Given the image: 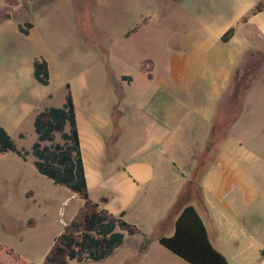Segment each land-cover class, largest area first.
Returning <instances> with one entry per match:
<instances>
[{
    "label": "crops",
    "instance_id": "obj_1",
    "mask_svg": "<svg viewBox=\"0 0 264 264\" xmlns=\"http://www.w3.org/2000/svg\"><path fill=\"white\" fill-rule=\"evenodd\" d=\"M177 1L187 24L177 44L164 51L162 63L149 58L146 64L141 61L139 69L146 78L142 88H134L130 75H119L125 90L109 117L88 105L82 112L73 99L87 185L91 180L109 187L99 200L101 207L114 215L123 212L124 218L133 200L152 202L156 198L145 199L155 190L152 186L162 188L166 181L178 184L175 190H167V203L154 218L156 228L173 208L182 186L192 182L191 170L198 167L192 163V155L202 154L207 139L216 133L219 106L231 87L236 67L251 52L264 56V10L249 14L264 0ZM149 22L129 35L124 33V37ZM231 27L232 34L223 39ZM19 33L30 41L38 40L33 23L27 34ZM37 55H42L41 51L34 50L24 66L16 64L0 80V124L10 135L27 119L33 126L36 112L52 106L47 103L52 95V75L43 55L49 83L42 85L33 77ZM262 69L261 75L264 66ZM260 77L248 87L243 111L220 142L211 146L212 159L199 181L201 200L188 203L201 217L212 246L229 264H264V85L259 84ZM59 82L64 87L68 83L65 77ZM250 102L260 108V123L249 118L242 122ZM106 125L115 133L116 151L122 156L116 171L107 174L99 171L110 169L104 165L113 160L109 154L113 153L110 147L114 141L106 139L102 131ZM130 134L132 144L127 140ZM181 208L164 234L173 232Z\"/></svg>",
    "mask_w": 264,
    "mask_h": 264
},
{
    "label": "rangeland",
    "instance_id": "obj_2",
    "mask_svg": "<svg viewBox=\"0 0 264 264\" xmlns=\"http://www.w3.org/2000/svg\"><path fill=\"white\" fill-rule=\"evenodd\" d=\"M147 20H150L148 25L124 37L129 29L139 27ZM25 21L33 23L37 32L35 39L38 40L30 41L20 36L18 24ZM186 24L187 19L177 0H19L13 5L0 0V80L16 64L24 66L34 50L41 51L48 60L52 75V95L47 100L48 105H61L66 88L59 79L65 77L79 110L85 112L88 105L109 117L125 90L124 83L117 77L130 75L134 88H142L146 78L139 69L141 61L149 58L162 63L164 51L177 44ZM245 61L247 56L237 66L240 70ZM263 66L264 63L253 76L252 73L248 75L250 85L260 77ZM259 80H262L259 84L264 85V71ZM247 90L234 95L230 87L225 94L219 106L215 136H209L202 154L192 155V163L198 166L191 170L192 182L182 186L176 203L157 228L155 215L164 209L167 190H175L178 185L175 182L168 184L166 181L167 185L162 188L152 186L155 190L145 199L149 201L156 197V200L142 202L143 199L139 201L137 198L127 206L124 219L135 224L141 233L125 234L123 243L101 261L69 260L68 264H188L159 245L156 236L168 234L173 215L181 206L201 200L199 181L212 159L211 146L223 138L241 104L243 111ZM258 107L250 102L242 115V122L249 118L260 123L262 117ZM102 131L106 139L114 141V146H109L113 160L104 165L110 169L99 170L107 174L116 171L122 156L116 151L112 128L106 125ZM10 136L17 149L29 150L36 139L31 120L27 119ZM127 140L132 144L131 134ZM130 155L131 151L127 157ZM33 161L30 153L25 158L14 152L0 157V245L11 248L20 257L14 260L2 253L0 264H44L55 238L83 209L79 197L37 172ZM87 186L90 198L101 207L99 200L109 187L91 180ZM140 204L144 207L141 208Z\"/></svg>",
    "mask_w": 264,
    "mask_h": 264
},
{
    "label": "trees",
    "instance_id": "obj_3",
    "mask_svg": "<svg viewBox=\"0 0 264 264\" xmlns=\"http://www.w3.org/2000/svg\"><path fill=\"white\" fill-rule=\"evenodd\" d=\"M4 2L13 5L19 0H4ZM262 10L264 3L259 1L249 14ZM245 18L246 16L243 20ZM31 26L30 21H25L18 24V29L23 34H27ZM137 28L138 25L134 26L125 35L135 32ZM233 30V27L229 28L223 39H228ZM148 62L149 59L142 60L143 64ZM262 63L264 56L254 52L247 55L242 70L237 67L233 73L231 89L234 95L248 89L251 82L248 75L252 73L253 76ZM147 75L150 77V74ZM33 77L42 85L49 83L48 64L42 55H37L33 59ZM65 88L64 102L60 106H49L36 112L33 119L36 139L29 150L17 149L10 134L0 124V157L8 152H14L22 158L29 153L32 154L33 165L37 172L54 184L66 187L83 202V209L55 238L44 264H68L69 260L101 261L123 243L125 234L139 233L136 225L124 220L123 212L114 215L90 199L76 110L68 83L65 84ZM241 112L242 104L230 124ZM181 207L174 221L173 232L170 235L161 234L157 238L159 245L188 264H229L223 254L212 246L206 227L195 207L190 204ZM2 253L14 260L20 258L11 248L0 245V254ZM25 264L31 263L25 262Z\"/></svg>",
    "mask_w": 264,
    "mask_h": 264
}]
</instances>
